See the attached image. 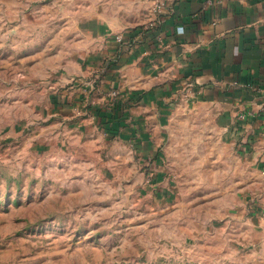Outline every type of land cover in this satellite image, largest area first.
I'll list each match as a JSON object with an SVG mask.
<instances>
[{
	"label": "rangeland",
	"instance_id": "374dc122",
	"mask_svg": "<svg viewBox=\"0 0 264 264\" xmlns=\"http://www.w3.org/2000/svg\"><path fill=\"white\" fill-rule=\"evenodd\" d=\"M23 3L0 0V264H264L230 143L187 109L146 150L105 130L89 106L113 99L63 83Z\"/></svg>",
	"mask_w": 264,
	"mask_h": 264
},
{
	"label": "crops",
	"instance_id": "0c3cea01",
	"mask_svg": "<svg viewBox=\"0 0 264 264\" xmlns=\"http://www.w3.org/2000/svg\"><path fill=\"white\" fill-rule=\"evenodd\" d=\"M155 2L25 0L22 6L34 18L31 28L44 30L38 49L59 46L50 53L60 56L64 84L94 80L102 98L121 92L128 106L113 126L131 127L128 135L141 149L171 139L170 127L186 109L230 143L236 182L246 191L236 227L244 243L264 252V0H164L151 25Z\"/></svg>",
	"mask_w": 264,
	"mask_h": 264
},
{
	"label": "trees",
	"instance_id": "16d2710c",
	"mask_svg": "<svg viewBox=\"0 0 264 264\" xmlns=\"http://www.w3.org/2000/svg\"><path fill=\"white\" fill-rule=\"evenodd\" d=\"M126 106H128L127 100L125 102L121 97L120 99L115 101V103L111 106L110 110H108L107 108L99 109L93 106L91 107L89 106V110L94 113V115L100 121V124L102 126L104 125L103 127L105 128V130L109 129L114 135H116L117 131L116 128L113 126V123L114 121L120 122L119 120L116 119L121 117Z\"/></svg>",
	"mask_w": 264,
	"mask_h": 264
},
{
	"label": "built area",
	"instance_id": "2783aa9c",
	"mask_svg": "<svg viewBox=\"0 0 264 264\" xmlns=\"http://www.w3.org/2000/svg\"><path fill=\"white\" fill-rule=\"evenodd\" d=\"M164 8V0H156L155 5L153 7V12L155 14V17L153 21L151 22V25H154L155 22L158 21L160 14L163 12ZM180 30L183 31V27H180ZM117 40L121 41L123 39L122 35H117ZM110 98L113 99V103H115L116 100L121 98V92L119 90H112L110 92ZM262 216H264V212H262Z\"/></svg>",
	"mask_w": 264,
	"mask_h": 264
}]
</instances>
